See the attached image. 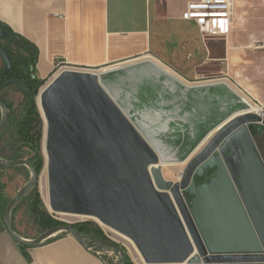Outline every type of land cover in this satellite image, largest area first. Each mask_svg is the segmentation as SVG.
Returning a JSON list of instances; mask_svg holds the SVG:
<instances>
[{
	"label": "water",
	"instance_id": "95a60500",
	"mask_svg": "<svg viewBox=\"0 0 264 264\" xmlns=\"http://www.w3.org/2000/svg\"><path fill=\"white\" fill-rule=\"evenodd\" d=\"M0 38L10 39L0 23ZM4 62L11 61L0 41ZM29 91L20 80L7 81ZM50 206L56 214L93 217L130 239L147 264H264V162L251 125L254 114L224 124L183 171L179 183L164 180L160 158L107 96L95 75L65 70L42 93ZM0 137L9 109L0 100ZM26 166L31 179L10 200L5 226L19 244L35 248L60 234L86 249H109L128 259L108 239H86L73 224H60L33 240L20 237L11 214L39 181L28 160L0 159L1 168ZM197 185L199 180H207Z\"/></svg>",
	"mask_w": 264,
	"mask_h": 264
},
{
	"label": "crops",
	"instance_id": "0c3cea01",
	"mask_svg": "<svg viewBox=\"0 0 264 264\" xmlns=\"http://www.w3.org/2000/svg\"><path fill=\"white\" fill-rule=\"evenodd\" d=\"M198 1L0 0V23L37 47L35 75L43 81L60 64L96 71L155 56L178 77L174 92L165 95L164 116L173 124L197 125L195 138L210 139L241 114L242 98L264 109V0H229L228 35L206 41L195 23L183 19L188 4ZM7 94L10 101L24 100L12 87ZM16 186H8L3 198L13 199L21 189ZM1 205L0 264H110L113 253L90 251L67 233L23 250L5 226Z\"/></svg>",
	"mask_w": 264,
	"mask_h": 264
},
{
	"label": "rangeland",
	"instance_id": "374dc122",
	"mask_svg": "<svg viewBox=\"0 0 264 264\" xmlns=\"http://www.w3.org/2000/svg\"><path fill=\"white\" fill-rule=\"evenodd\" d=\"M154 60L158 61L162 66L167 68L168 65L162 63L158 59L156 60L155 56H143L139 59L130 61L128 63L115 65L113 67L96 70L97 73L105 70L106 74L102 75L101 82L114 85L118 91L122 101L128 105V117L135 121L137 124L143 123L147 127L146 136L152 137L153 142L156 144L162 145V148L166 150V156L170 158L169 164L161 168L164 179L168 182L176 183L180 182L179 176L182 175L183 171L189 164V162L199 154L196 153L193 158V153L197 150L200 144H203L200 152L206 147V145L211 141L215 136L213 135L210 139H196L195 136L199 135L195 133L197 125H178L170 123L169 119L166 118L163 114L167 109L162 102L163 98H159L161 92L164 94L162 86V79L157 77L156 74H151L148 72V63L146 61ZM135 69L138 72L144 73L143 76L137 73L135 80L139 81L137 88L130 86L129 81L126 78L124 80H117L118 75H126L128 71ZM170 70V68H168ZM63 71L58 67L56 71L52 74L50 79L46 81L45 85L40 89V91L46 87L52 80L55 79L58 74ZM171 71V70H170ZM134 80V81H135ZM15 91L21 92L18 88L12 87ZM45 89V88H44ZM159 93H158V92ZM40 93V92H39ZM41 95V94H40ZM38 94L36 102L37 107L42 119L41 129H42V140L40 141L41 152L44 157V168L41 174L39 175V181L36 186L37 191L39 192L41 198L40 209L43 213L47 214L52 220L59 223L80 225L82 223H91L92 225L99 228L102 235L108 238L111 241L117 243L122 247L128 254V258L132 261L133 264H145L142 259L137 247L131 245L129 242L119 237L113 233L109 227H106L103 224L87 219L81 220L72 217L59 216L58 214L50 211L47 207V190H48V170H47V155L45 151V133H46V122L43 116V112L39 107V97ZM5 100L12 104L13 110L16 114H20L22 110L24 100H9V95L3 96ZM167 99V98H166ZM161 105V107L156 110V106ZM229 106V104H228ZM166 108V109H165ZM250 108L246 104L245 99L240 100L238 112L244 113L247 112ZM2 113L0 110V120ZM160 120L161 122H157ZM164 120V121H163ZM203 126V125H202ZM207 126V125H206ZM251 133L255 137V143L258 150L261 153L262 160L264 162V126L261 124H254L250 127ZM210 132H202V136H208ZM13 135L12 128L6 129L3 137L0 138V159L8 161H17L20 159L23 160H32L34 153L29 149H19L13 151L11 147V137ZM201 135V133H200ZM258 141V142H257ZM182 165V166H181ZM180 166V167H178ZM208 179H212L214 173L211 172L208 175ZM212 177V178H211ZM31 179L30 169L26 166H18L16 168H1L0 167V195L3 197L5 195V190L8 186H16L17 188H22L25 186ZM201 181V180H199ZM4 184H6L4 186ZM3 187V188H2ZM11 200V199H10ZM9 200V201H10ZM2 203V202H1ZM11 224L16 232L22 238H37L39 235L47 231L42 225H40L36 218L32 215L29 210V203H26L20 206L14 214H11ZM62 233L58 234L61 235ZM52 237L51 239L55 238ZM86 239L92 240L91 235H85ZM109 253H113L112 258L109 259L110 264H115L120 258L119 254L113 250L103 249ZM110 257V256H109Z\"/></svg>",
	"mask_w": 264,
	"mask_h": 264
},
{
	"label": "trees",
	"instance_id": "16d2710c",
	"mask_svg": "<svg viewBox=\"0 0 264 264\" xmlns=\"http://www.w3.org/2000/svg\"><path fill=\"white\" fill-rule=\"evenodd\" d=\"M2 29L8 32L10 39H2L5 50L11 61V69L5 77L2 76L4 67L0 70V100L9 109L8 128H12L13 135L11 137V147L13 151L19 149H29L34 153V157L30 160L38 174L40 175L44 168V157L41 152L40 141L42 140V119L37 107V96L40 89L45 85L46 81L40 80L35 75L36 64L38 62L39 52L37 47L27 39L14 33L5 25L1 24ZM20 80L28 86L29 91H24L17 84L7 85V81ZM9 87L18 88L24 95V102L20 114H16L12 104L3 97V91ZM3 135L0 137L2 138ZM3 188V187H2ZM2 202L1 208L3 213L6 210L9 200L4 199L0 195ZM29 203V210L36 218V221L42 225L44 229H50L62 223L52 220L47 214L40 209L42 203L39 192L33 189L19 204L15 206L12 214L17 212L18 208ZM75 228L83 235H91L94 239H105L99 228L91 223H82L75 225ZM25 250L28 247L20 245ZM123 264H133L128 258Z\"/></svg>",
	"mask_w": 264,
	"mask_h": 264
},
{
	"label": "bare ground",
	"instance_id": "6f19581e",
	"mask_svg": "<svg viewBox=\"0 0 264 264\" xmlns=\"http://www.w3.org/2000/svg\"><path fill=\"white\" fill-rule=\"evenodd\" d=\"M146 62L149 65L148 69H147L148 72L151 73V74H156L157 77L162 79V86L164 87L163 90L165 91L164 97H163V99H164L167 92H174L175 88L177 87L178 77L174 74L175 72L173 73L172 71H170L168 69V67L166 68L165 66H162L158 61L149 60V61H146ZM87 72L90 73V74H93V75H95L97 77L98 83H99L100 87L103 89V91L118 106V108L126 115V117L129 119V121L132 123V125L136 128V130L144 137V139L148 142V144L153 149V151H155L157 156L160 158V166H156V167L161 169L162 167H164L166 165H171V164H169L170 158L166 156V150L164 148H162V145H160L158 143L156 144L155 141L153 142L152 137L150 138L149 136H146V134L148 132L147 131V127H145V125L143 123L137 124L135 121H133L131 118L128 117V115H127V113H128V105H126L124 103V101L121 100L120 95H119L120 93H119L118 89L112 84L102 83L101 82L102 75L106 74L107 72H105V70L100 71L99 73H97L96 71H87ZM137 73H139L142 76L144 74L142 72H138V70L132 69V70L128 71V73L126 75H123V76L122 75H118L117 76V80H124V78H126V76H127V80L129 81L130 86H132V87H134V89H136L138 84H140L139 81L135 80V77H136ZM44 88L39 93V95L41 94L40 97H39V107L42 110V112H43V109H42V93L44 91ZM168 103H169V100L167 101L165 99L162 102V104H164L165 106ZM250 113L255 114V112H250ZM242 115H246V113H241L239 116H242ZM218 129L217 130L215 129L212 132V135H215V133H217L219 131ZM45 143H46V139H45ZM200 150H201V148L199 147L195 151V153H198V152L200 153ZM45 151H46V147H45ZM46 155H47V153H46ZM178 167H180V166H178ZM163 178H164V176H163ZM180 178H181V175L179 176V179ZM169 183H172V182H169ZM176 183H179V181L176 182ZM172 184H175V183H172ZM48 187H49V185H48ZM46 198H47V200H46L47 207H48V209L50 211H52L51 206H50V192H49V188L47 190V197ZM58 215L59 216H64V217L77 218V219H81V220L91 219V220H94V221H96V222H98V223H100L102 225V223L99 220H97V219H95L93 217H87V216H81V215H71V214H58ZM110 230L113 233H115L116 235H118L119 237H121L124 240H126L127 242H129L131 245L133 244L132 241L130 239H128L127 237L121 235L120 233H118V232H116V231H114L112 229H110ZM141 257H142V255H141ZM142 259H143V257H142ZM145 264H147V263L145 262Z\"/></svg>",
	"mask_w": 264,
	"mask_h": 264
},
{
	"label": "built area",
	"instance_id": "2783aa9c",
	"mask_svg": "<svg viewBox=\"0 0 264 264\" xmlns=\"http://www.w3.org/2000/svg\"><path fill=\"white\" fill-rule=\"evenodd\" d=\"M230 11L231 3L229 0H200L198 2L188 4L186 12L183 15V19L197 25L200 35L204 41L210 39H224L229 32ZM58 67H60L63 71H92L87 69H76L63 64H60ZM244 99L250 108L244 113L247 115L252 114L250 112H255L254 115H257L264 120V109L258 106V104L251 99ZM89 250L92 251L94 249Z\"/></svg>",
	"mask_w": 264,
	"mask_h": 264
},
{
	"label": "flooded vegetation",
	"instance_id": "af4514ba",
	"mask_svg": "<svg viewBox=\"0 0 264 264\" xmlns=\"http://www.w3.org/2000/svg\"><path fill=\"white\" fill-rule=\"evenodd\" d=\"M105 239H108V238L105 237ZM88 240H89V239H88ZM108 240H109V239H108Z\"/></svg>",
	"mask_w": 264,
	"mask_h": 264
}]
</instances>
